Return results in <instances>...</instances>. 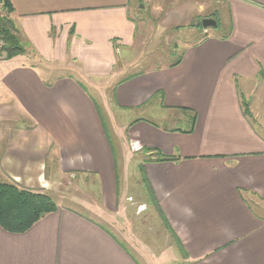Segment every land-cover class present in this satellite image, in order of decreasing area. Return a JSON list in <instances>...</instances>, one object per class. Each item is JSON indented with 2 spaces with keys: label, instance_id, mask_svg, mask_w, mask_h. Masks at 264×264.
Segmentation results:
<instances>
[{
  "label": "crops",
  "instance_id": "crops-1",
  "mask_svg": "<svg viewBox=\"0 0 264 264\" xmlns=\"http://www.w3.org/2000/svg\"><path fill=\"white\" fill-rule=\"evenodd\" d=\"M10 1L9 19L30 51L0 60V102L14 100L31 123L0 129V179L40 191L66 173H92L100 190L94 213L112 230L59 206L25 233L0 226V264H143L128 247L134 242L113 228L127 219L119 191L126 166H118L104 111L76 73L109 81L105 92L115 84L112 104L122 119L114 133L131 148L127 154L118 144L120 156L140 158L141 191L149 188L157 205L144 204L178 242L175 263L264 264V0H198L200 16L211 4L224 7L221 21L217 13L205 17L222 34L204 28L178 65L119 81L118 53L138 33L133 0ZM37 63L73 74L46 78ZM160 111L176 112L188 128L145 118ZM146 149L174 160L147 162Z\"/></svg>",
  "mask_w": 264,
  "mask_h": 264
},
{
  "label": "rangeland",
  "instance_id": "rangeland-1",
  "mask_svg": "<svg viewBox=\"0 0 264 264\" xmlns=\"http://www.w3.org/2000/svg\"><path fill=\"white\" fill-rule=\"evenodd\" d=\"M198 4H200L198 0H133L131 13L138 24L136 43L131 48L118 53L120 59H118L116 71L119 73L116 80L119 81L138 72L150 71L158 66H166L175 62L186 48L194 46L203 39L205 29L202 26V21L205 17L217 13L221 21L227 13L224 7L211 4L200 16ZM221 28L222 25H219L218 28L210 27L208 29L210 34L216 35L222 34ZM22 46L26 52L27 50L30 51L28 43H24ZM36 67L46 78L56 79L66 72V75L73 74L71 70L63 72L61 68L48 70L41 63H37ZM51 71L53 72L49 75L48 73ZM75 76L90 94L97 98V104L104 111L105 126L109 129L110 141L114 147L117 164L118 166L122 165V169L126 166L127 171L119 170V178L121 179L119 191L121 196L126 199L124 211L127 219L117 220L118 224L113 225L115 232L119 237L127 236L134 242L135 246L128 245V247L134 256L143 258V260L142 258L139 260L143 264H177L173 259L181 258L179 252L175 251L176 246H179L178 243L175 244L172 235L162 226V221L153 208L150 209L144 204L147 197L141 191L142 178L139 169H136L137 163H134L135 161L141 162L140 158L128 156L122 160L120 156L118 149L120 144V148L125 149L127 154L131 152V148L129 147V139L122 138L118 141V137L114 133L113 125L115 126L117 123L116 120L119 123L122 119L119 111L114 112V105L112 104L115 84L108 86L105 92L100 89V86L105 82L109 83V81L94 77H91V81H87L85 76L78 75V73ZM244 101L248 108L249 101ZM5 103L6 105H4ZM2 115H7V118L0 123L1 130L7 131L12 128L25 127L31 123L18 105H15V101L11 99H8L7 102L1 100L0 116ZM145 118L165 129L180 128L186 130L189 126L187 122L178 120L177 118L180 117L172 111H160L158 114L148 113ZM141 158L144 160L145 156H141ZM56 164L54 159L50 165L56 167ZM0 178H2L1 174ZM2 183L18 186L14 182L0 179V184ZM59 183L51 186L44 182V188L42 187L40 191H30L48 194L55 200L58 207H67L84 214L112 230L109 220H106L102 213V216L94 213L100 201L99 180L94 174L66 173ZM140 206H144L141 211H139ZM140 247L146 249L145 253L142 252L144 257L139 254L142 250L138 249Z\"/></svg>",
  "mask_w": 264,
  "mask_h": 264
},
{
  "label": "trees",
  "instance_id": "trees-1",
  "mask_svg": "<svg viewBox=\"0 0 264 264\" xmlns=\"http://www.w3.org/2000/svg\"><path fill=\"white\" fill-rule=\"evenodd\" d=\"M1 2L0 36L5 43L3 51L7 58L10 59L14 56L24 54L25 50L15 34L16 29L14 24L9 19V15L14 9L13 5L10 0H1ZM181 60L182 57L178 58L171 66L178 65ZM245 109V113L249 115L248 108ZM99 110L100 108L98 107ZM99 113L101 116L100 111ZM145 152L148 153L146 156L147 162L174 160L167 158L158 151L146 149ZM146 191L147 195L145 196L147 197L149 205H155L153 194H151L149 188H146ZM57 210L58 204L48 194L22 189L13 184H0V226L8 232L17 234L25 233L46 215Z\"/></svg>",
  "mask_w": 264,
  "mask_h": 264
},
{
  "label": "water",
  "instance_id": "water-1",
  "mask_svg": "<svg viewBox=\"0 0 264 264\" xmlns=\"http://www.w3.org/2000/svg\"><path fill=\"white\" fill-rule=\"evenodd\" d=\"M202 26L205 29H208L210 27H216L217 26V22H216V20L211 19V18L210 19H204L202 21Z\"/></svg>",
  "mask_w": 264,
  "mask_h": 264
},
{
  "label": "built area",
  "instance_id": "built-area-1",
  "mask_svg": "<svg viewBox=\"0 0 264 264\" xmlns=\"http://www.w3.org/2000/svg\"><path fill=\"white\" fill-rule=\"evenodd\" d=\"M5 43L2 40V38L0 37V60L3 58V56L5 55L4 51H3V47H4ZM133 148H135L134 144L132 146ZM137 151L139 150V148L136 149ZM144 208V206H140L139 210L141 211Z\"/></svg>",
  "mask_w": 264,
  "mask_h": 264
}]
</instances>
